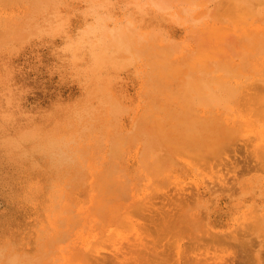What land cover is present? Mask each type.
<instances>
[{
	"label": "rangeland",
	"instance_id": "rangeland-1",
	"mask_svg": "<svg viewBox=\"0 0 264 264\" xmlns=\"http://www.w3.org/2000/svg\"><path fill=\"white\" fill-rule=\"evenodd\" d=\"M156 2L165 4L156 11L151 9ZM30 4L24 1L0 5L2 20L30 15L26 22L32 28L17 40L7 41V47L6 43L5 48L0 45V114L9 116L7 126L17 123L30 128L55 110L65 108L63 113H67L89 95L96 75L97 83L105 88L87 106L95 110L98 118L91 113L86 116L82 109L80 119L72 116V120H66L72 122L67 123L68 127H81L82 122L99 126L97 133L88 127L91 132L86 130L84 136L108 137L117 131L127 136L133 131L131 136L137 134V139L143 136L140 131L149 135L150 116L158 109L150 105L145 52L118 54L109 47L110 34L132 28L149 34L151 29L159 35L158 43L174 46L175 50L167 54L170 61L179 50L181 59L186 61L202 46L200 38H196L199 33L191 28L195 22L214 23L222 35L218 41L209 40L204 45L220 61L207 60L208 76L234 75L230 80L240 89L239 106H232L227 112L222 107L217 113L230 119L231 111L238 108L241 115L247 112L242 119L248 123L234 122L235 130L219 142L224 144L223 152L203 159L178 154L174 156L176 161L164 166L158 175L141 170V157L149 149L144 140L135 142L130 137V142L134 141L130 143L125 136L124 152L115 160L104 161L105 167L115 165L123 181L120 200L124 214L128 213L125 222L121 226L113 223L102 231L74 230L44 246L42 251L49 256L42 259L38 256L40 243L17 252L35 253L37 260L28 259L33 264H264V231L257 226L264 221V13H255L238 23L235 18L239 9L233 7L234 0H42L34 12ZM258 8L264 11V4ZM242 25L245 27L240 31L238 27ZM100 52L115 61L93 71L92 62ZM246 60L252 64L243 70ZM186 70L182 73L185 81L192 77ZM175 83L180 84L174 81L172 85ZM105 95L118 102L117 110L109 114L103 112L100 102ZM179 104L176 101L170 104L171 108L160 106L174 112ZM146 111L149 116H144ZM63 116L68 115L59 119ZM142 117L146 122L141 121ZM136 121L140 122L138 132ZM107 155L103 148L100 160ZM114 165L106 171L114 172ZM100 168H104L102 162ZM26 169L24 161L11 160L0 147V225L8 223L11 232L22 231L19 223L35 219V200L29 196V189H34L37 181H32ZM84 187L71 191L73 210L80 208V196H88ZM74 254L79 257L74 258ZM58 255L68 259L58 261Z\"/></svg>",
	"mask_w": 264,
	"mask_h": 264
},
{
	"label": "bare ground",
	"instance_id": "bare-ground-1",
	"mask_svg": "<svg viewBox=\"0 0 264 264\" xmlns=\"http://www.w3.org/2000/svg\"><path fill=\"white\" fill-rule=\"evenodd\" d=\"M24 1L31 2L32 9H29L33 12L40 8L39 5L41 6L40 3L42 2V0H40V3L39 0H0V5ZM36 3L39 4L36 5ZM156 3L154 7H151V9L154 8L156 11L161 5L164 6L165 4L163 2ZM263 4L264 2L261 0H234L233 7L237 10L239 9L238 16L235 19L240 23L247 20L249 16L252 17L255 13L256 15L260 12L264 13L258 8V6ZM254 7H256V10H254ZM162 8L161 10L163 11ZM158 12L160 13V10ZM27 13L23 15H27ZM167 13L164 14L166 15ZM28 17L26 16L23 19L24 17L22 16L18 20L9 21H4L0 18V45L2 48H5L6 42H9L10 39L17 40L21 33L23 34L25 31L32 29L26 22L29 21ZM177 18L179 19V17H176V20ZM243 27L245 26L242 25L238 28L242 31ZM191 28L199 33L196 34V38H200L202 46H198L194 56H187L186 61L184 60L185 58L181 59L180 50L176 58L170 61L167 54L175 50L174 46L172 44L163 45V42L158 43L159 35L151 29L148 30L149 34L134 28L128 31L117 30L116 33L110 34L109 47H114V51L119 52L118 54L123 52L133 53L141 50L145 52L147 61L145 66L148 71L146 72L145 81L151 88L150 97L152 101L150 100V105L158 109L157 111L153 110L152 112L156 114L153 113L150 116L151 120L149 123L152 126V131L149 135L140 131L141 136L142 134L143 136L137 139V134H134V138L131 136L133 131L128 136L121 131H117L115 134L111 132L108 137H101L98 134H90L87 137L84 136L86 130L89 133L91 131L97 133L100 130L96 123L85 125L82 122L81 127L72 129L68 127L72 122L69 123L66 120H72V116L80 119L82 109L86 116L91 113L97 117L95 110H91L87 106L88 101L105 88V85L97 83L96 75H93L91 80L94 83V87L90 90L89 95L87 94L88 97L86 95L78 103L79 106L69 107L71 110H66L68 111L67 113H63L65 108L55 110L45 115L44 120H40L39 124H34L30 128L17 123L14 126H7L5 121L8 119L6 117L9 116L4 113L0 114V147L5 149L11 160L15 162L24 161V164H27V174L31 176L33 182L37 181L34 184V189H29V196L35 200L33 205L34 221L31 222L32 219H30L31 221L25 220L23 224L22 222L18 224L20 226L15 225L22 227V231L16 232H11L12 227L7 226L8 223L0 225V264H14L17 261H19V264H33L28 259L37 260L38 256L42 259V256L45 257L44 255H47L42 251L44 246H48L57 238L62 239L70 232L74 233V230H77V233L83 228L88 230L96 228L102 231L106 226H111L113 223L121 226L125 222V217L128 213L124 214V203H121L120 200L123 193L122 188L124 187L122 185L123 181L115 170L114 164H108L106 167L104 164V161L115 160L116 157L124 152L125 147H123L122 139L128 137L129 142L131 138L132 140L136 139L134 140L136 142L142 138L146 145L143 146L149 149L145 150V147L143 148L146 151L145 157L142 155L144 153L140 154V156H143L141 157L143 158L142 163H147L142 165L140 162L141 166H143L141 170L147 169L155 172L153 174H157L162 171L164 166L173 164L176 161L174 156L178 154L186 155L190 158L203 159L209 155L223 152L225 148H223L224 144L222 143L226 138V134L235 130V127H232L234 122H241L244 125L248 123L246 118L242 119V115L247 117V112L244 111L241 115L238 108L235 112L231 111L230 119L217 113V110L222 107L225 108V112L230 111L232 106L238 107L241 96L240 89L232 83L234 75H230V77L228 75L223 77L208 76V71L205 68L207 60L209 62L212 60L218 61L210 50H205L206 47L204 45L209 40L218 41L222 36L219 35L220 29L214 23L205 25L200 23L197 25L196 22L193 23ZM261 38L264 41L263 32L261 33ZM4 44L5 46L3 47ZM205 51H207V54ZM103 54V52L95 54V61L93 60L91 65L93 71L106 65L107 62L113 63L112 61H115L113 58L108 60ZM261 60V63H263L264 42L261 43ZM251 62L246 60L244 65L242 64L243 70H247L246 67L251 65ZM183 68L185 70L187 68L186 72H191L192 77L188 78L189 80L185 81L184 75H182L185 71ZM204 71L207 72L205 73ZM231 78L232 80H230ZM174 81L180 84L175 83V85H172ZM147 84L146 86H148ZM100 100L105 114H109L115 109L117 110L116 104L118 102L114 103L113 96H101ZM176 101L180 103L178 109L174 112L171 109L168 110L170 104ZM164 104L169 105L165 111L161 107ZM175 104L177 105V103ZM147 105L149 106L147 108L150 109V105ZM159 108L163 110H159ZM147 111L150 112V110ZM147 111L144 116H149ZM61 115L68 116H63L64 118L59 119ZM223 115L225 114L223 113ZM143 118L140 120L143 121ZM139 121H136L137 128L135 130L140 127ZM114 122L113 124H115ZM88 127L91 131L87 129ZM138 130L135 132H138ZM222 134H224V138ZM86 137L92 140H86ZM222 139L223 142L220 144L219 142ZM132 140L131 142H134ZM210 145L214 147H210ZM103 148L107 149L108 155L102 161L100 160V152ZM143 149L142 152L144 151ZM101 162L104 168L98 169V165ZM112 165H114V172L106 171L107 167L112 169ZM83 187L87 191L88 196L83 198L80 196L78 200L79 204L81 203L80 208L73 210L71 191L79 190V188ZM33 190L36 191L33 192ZM85 198L87 199L85 200ZM86 201L87 205H84ZM24 224L30 225L26 226ZM257 226H259V230L264 231L263 220L262 223L259 221ZM38 243L41 245V252L38 256L35 253L26 255L25 252L24 255L17 252ZM47 256H49V253ZM58 256V261L68 259L63 258L61 255ZM73 257L78 258L79 256L74 254Z\"/></svg>",
	"mask_w": 264,
	"mask_h": 264
}]
</instances>
